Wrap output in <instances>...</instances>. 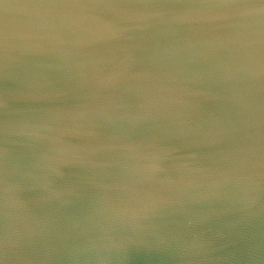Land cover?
Here are the masks:
<instances>
[{
  "label": "water",
  "instance_id": "obj_1",
  "mask_svg": "<svg viewBox=\"0 0 264 264\" xmlns=\"http://www.w3.org/2000/svg\"><path fill=\"white\" fill-rule=\"evenodd\" d=\"M0 264H264V0H0Z\"/></svg>",
  "mask_w": 264,
  "mask_h": 264
}]
</instances>
